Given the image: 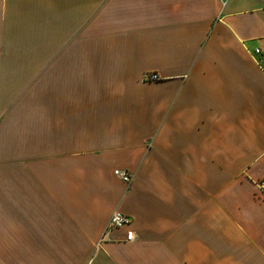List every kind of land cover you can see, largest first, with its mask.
<instances>
[{
  "label": "crops",
  "instance_id": "1",
  "mask_svg": "<svg viewBox=\"0 0 264 264\" xmlns=\"http://www.w3.org/2000/svg\"><path fill=\"white\" fill-rule=\"evenodd\" d=\"M256 47L264 0H0V264H264Z\"/></svg>",
  "mask_w": 264,
  "mask_h": 264
},
{
  "label": "built area",
  "instance_id": "2",
  "mask_svg": "<svg viewBox=\"0 0 264 264\" xmlns=\"http://www.w3.org/2000/svg\"><path fill=\"white\" fill-rule=\"evenodd\" d=\"M254 55H262L264 56V49L261 47H256L253 50ZM158 79V74L156 72H146L143 76L144 81H154ZM114 174L119 177L122 181L125 183L130 182L131 176L127 171L115 169ZM254 185L256 186L259 194L261 196H264V180L255 181ZM132 222L131 218L122 212H119L117 210L113 211L109 217V220L106 225V229L100 240L97 242V245H99L100 242L105 240L106 234L109 230L119 227H125L128 226ZM135 238V234L133 230H127L125 234V240L131 241ZM92 256L89 257V259L86 261L85 264H93L92 263Z\"/></svg>",
  "mask_w": 264,
  "mask_h": 264
}]
</instances>
